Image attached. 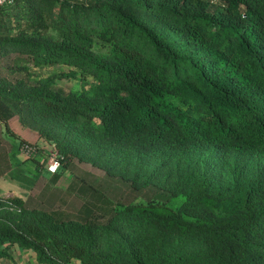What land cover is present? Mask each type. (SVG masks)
<instances>
[{
  "label": "trees",
  "instance_id": "16d2710c",
  "mask_svg": "<svg viewBox=\"0 0 264 264\" xmlns=\"http://www.w3.org/2000/svg\"><path fill=\"white\" fill-rule=\"evenodd\" d=\"M16 121L61 168L0 197V260L264 264V0H16L0 8L2 158L8 137L38 146Z\"/></svg>",
  "mask_w": 264,
  "mask_h": 264
},
{
  "label": "crops",
  "instance_id": "0c3cea01",
  "mask_svg": "<svg viewBox=\"0 0 264 264\" xmlns=\"http://www.w3.org/2000/svg\"><path fill=\"white\" fill-rule=\"evenodd\" d=\"M16 123L17 124L13 126L15 132L25 136L27 139L33 140L42 149L40 155L38 156V161L43 163L47 160L45 151H48L49 145L43 139H38L36 133L23 128L19 122L16 121ZM20 147L19 143L16 153H14L13 147L11 152L8 154L5 153L3 158L0 156V197H16L25 200L31 194L35 181L30 179L26 174L23 175L24 171L22 169L25 167V164H22L17 158L23 157L20 152ZM14 154H19V156L17 155L15 157L16 160H14ZM26 160L24 159L25 162ZM37 165L39 164L37 163ZM9 254L12 257V260L2 258L0 260V264H40L36 255L32 251L15 247L9 251Z\"/></svg>",
  "mask_w": 264,
  "mask_h": 264
},
{
  "label": "rangeland",
  "instance_id": "374dc122",
  "mask_svg": "<svg viewBox=\"0 0 264 264\" xmlns=\"http://www.w3.org/2000/svg\"><path fill=\"white\" fill-rule=\"evenodd\" d=\"M143 23L145 25H151L153 27L156 26V25H154V22H152L151 20H149L147 18L143 19ZM159 32H160V36L163 37L164 39L168 40L169 42H172L175 45H179L181 43L180 38L175 36L174 34L169 33V31L159 30ZM68 71H71V68H68L65 66H57V67L46 68V69H42V70L34 69V72H36L39 76H43V77H48V76L53 75V74H58V73L68 72ZM58 83H59L60 88L63 89L67 93L74 92V91H81V89H82V85L79 82L74 81V80H65L64 79V80H59ZM7 139L9 140V142L14 147V153H16V151L19 147V140L15 139V138H10V137H8ZM48 145H49V149H48V151H45V155L47 156V160H48L49 156L56 151L53 146H51L50 144H48ZM17 155L19 156V154H17ZM17 155L14 154V160H16L15 157ZM17 158L20 160V162L22 164H25V167L22 169L24 171L23 175L26 174L30 179H32L34 181L37 180V178L40 175H43L46 178L50 177V174L47 172L46 169H44L41 172L38 171V165L35 161L28 160V159L26 160V157H24V156L22 158H24L26 160V162L21 157H17ZM87 170H88V172H90V173H92L98 177H101V173L99 171L91 170L89 167ZM89 198L91 200H93V196L89 195ZM93 201L95 202V200H93Z\"/></svg>",
  "mask_w": 264,
  "mask_h": 264
},
{
  "label": "built area",
  "instance_id": "2783aa9c",
  "mask_svg": "<svg viewBox=\"0 0 264 264\" xmlns=\"http://www.w3.org/2000/svg\"><path fill=\"white\" fill-rule=\"evenodd\" d=\"M16 0H0V8L12 6ZM21 154L27 159L38 158L41 153L39 146L24 144L20 147ZM50 174H56L61 168L60 155L58 152L52 153L46 161L44 167Z\"/></svg>",
  "mask_w": 264,
  "mask_h": 264
}]
</instances>
